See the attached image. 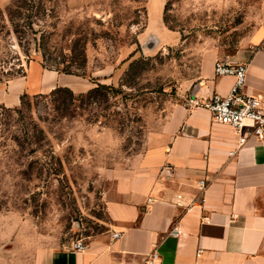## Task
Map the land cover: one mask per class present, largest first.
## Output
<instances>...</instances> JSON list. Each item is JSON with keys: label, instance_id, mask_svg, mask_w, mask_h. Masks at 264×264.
Segmentation results:
<instances>
[{"label": "rangeland", "instance_id": "rangeland-1", "mask_svg": "<svg viewBox=\"0 0 264 264\" xmlns=\"http://www.w3.org/2000/svg\"><path fill=\"white\" fill-rule=\"evenodd\" d=\"M256 5L1 2L0 94L16 104L0 103V264L107 228L114 169L160 136L202 60L235 49Z\"/></svg>", "mask_w": 264, "mask_h": 264}, {"label": "crops", "instance_id": "crops-1", "mask_svg": "<svg viewBox=\"0 0 264 264\" xmlns=\"http://www.w3.org/2000/svg\"><path fill=\"white\" fill-rule=\"evenodd\" d=\"M150 3L159 10L164 0ZM256 4L235 49L202 60L190 99L229 91L234 77L213 71L223 58L246 65L244 90L264 105V0ZM0 103L16 101L0 94ZM236 143L234 130L213 121L208 108L176 104L153 144L112 172L107 228L82 238L84 249L42 246L18 264H142L152 253L153 264H264V138L250 137L230 156Z\"/></svg>", "mask_w": 264, "mask_h": 264}, {"label": "built area", "instance_id": "built-area-1", "mask_svg": "<svg viewBox=\"0 0 264 264\" xmlns=\"http://www.w3.org/2000/svg\"><path fill=\"white\" fill-rule=\"evenodd\" d=\"M213 71L216 76L231 75L234 77L229 91L225 95L213 92L204 101L189 99L188 102L208 108L213 121L228 125L234 130L237 143L233 149L228 151V154L232 156L250 137L264 138V105L258 96L244 90L246 82V65L244 63H234L218 58L214 61ZM246 130L248 132H245ZM205 185L204 178L197 181V186L200 189H203ZM118 235V232H113V237ZM73 247L80 250L84 249L86 244L82 238H77L73 241ZM153 257L154 253L150 254L142 264H153ZM118 264L134 263L122 261Z\"/></svg>", "mask_w": 264, "mask_h": 264}, {"label": "trees", "instance_id": "trees-1", "mask_svg": "<svg viewBox=\"0 0 264 264\" xmlns=\"http://www.w3.org/2000/svg\"><path fill=\"white\" fill-rule=\"evenodd\" d=\"M62 70L65 71V72H70V71H71L70 68L67 67V66H66V67L64 66V67L62 68ZM60 89H62V90L64 89V90H66V91H68L69 93L72 94V90L69 89L68 87H64V88H60Z\"/></svg>", "mask_w": 264, "mask_h": 264}]
</instances>
